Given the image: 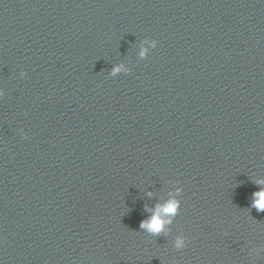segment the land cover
I'll list each match as a JSON object with an SVG mask.
<instances>
[{
    "label": "clouds",
    "instance_id": "obj_1",
    "mask_svg": "<svg viewBox=\"0 0 264 264\" xmlns=\"http://www.w3.org/2000/svg\"><path fill=\"white\" fill-rule=\"evenodd\" d=\"M152 43L153 47H156L157 41H153ZM146 51L147 50L145 49L141 52L142 57L145 55ZM118 71H120V67L115 68L113 70V74ZM253 196L254 199L252 206L255 207L257 211H264V189L255 192ZM178 209L179 202L175 199L169 200L165 205H157L153 215L149 219L142 221L140 227L153 235H159L162 231H164L165 224L171 223L170 219H165L164 217H174L177 214ZM176 246L178 248L184 246L183 238L177 239Z\"/></svg>",
    "mask_w": 264,
    "mask_h": 264
}]
</instances>
